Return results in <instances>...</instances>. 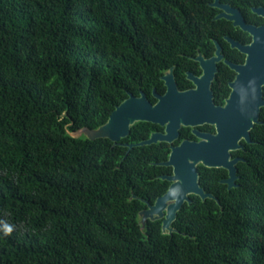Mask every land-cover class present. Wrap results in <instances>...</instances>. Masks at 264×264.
Listing matches in <instances>:
<instances>
[{"label": "trees", "instance_id": "obj_1", "mask_svg": "<svg viewBox=\"0 0 264 264\" xmlns=\"http://www.w3.org/2000/svg\"><path fill=\"white\" fill-rule=\"evenodd\" d=\"M211 0H0V264H264V124L236 186L200 167L172 233L139 213L168 189L163 144L96 129L213 35ZM264 120V110H262Z\"/></svg>", "mask_w": 264, "mask_h": 264}, {"label": "flooded vegetation", "instance_id": "obj_2", "mask_svg": "<svg viewBox=\"0 0 264 264\" xmlns=\"http://www.w3.org/2000/svg\"><path fill=\"white\" fill-rule=\"evenodd\" d=\"M208 5L215 13L213 20L217 22L213 27V35L198 38L197 46L194 47L195 54H183V60L163 69L151 86L143 89L138 85L136 93H129L136 98L144 95L151 106L165 103L167 108L168 101L175 92L174 98L179 105V112L184 114L188 111V113L198 114L197 123L185 124L181 121L177 129L178 134L171 141L137 145L148 140L152 134L166 135L169 124L168 119H164L163 123L137 120L130 126L126 136L121 137L117 143L113 142L126 148V155L134 148L163 144L169 153L167 159L158 164L169 170V173L160 175L161 179L162 176L173 173L172 166L161 164L169 159L173 147L179 146L183 141L199 142L202 139V134L216 135L219 122L226 120L229 122L233 106L237 103L241 104L247 97L264 101V83L259 77H249L245 69L251 55L252 48L250 46L253 44L254 38L242 26H264V16L255 12V9L264 8V0H211ZM223 13L231 18L225 16L218 18ZM227 106L228 108L225 110ZM262 110H264L263 105L260 107L259 123L255 124L254 127L264 124ZM253 128L250 130V141L242 138L239 141L242 147L230 151V160L238 159L235 164L237 179L239 178V164L247 162V146L254 143L251 138ZM129 145L133 146L130 148ZM201 166L210 169H222L224 176L219 179V182L229 190L228 184L223 182L229 177L228 169L211 168L199 164L197 166L199 178ZM168 182L170 185L171 182ZM192 196L197 195H190L191 202Z\"/></svg>", "mask_w": 264, "mask_h": 264}, {"label": "water", "instance_id": "obj_3", "mask_svg": "<svg viewBox=\"0 0 264 264\" xmlns=\"http://www.w3.org/2000/svg\"><path fill=\"white\" fill-rule=\"evenodd\" d=\"M216 4V3H215ZM255 12L264 16V8L255 9ZM229 17L226 13L220 17ZM254 38L251 55L245 69L249 77H259L264 83V26L255 27L242 25ZM167 104L151 106L144 95L140 98L129 95L115 110L110 114L108 120L96 129L87 127L81 128L71 133L74 137L85 135L89 139L108 138L117 143L121 137L129 133L130 126L137 120H147L163 123L164 119L169 120L168 133L152 134V136L137 145H150L158 141H171L178 132L181 121L185 124H194L198 121V114L180 113L179 105L175 100L173 92ZM264 106V101L247 97L241 104H235L232 108L231 120L221 121L217 125L216 135L202 134L199 142L183 141L179 146L173 147L169 159L162 162V165L172 166L171 175L162 176L163 180L170 181L167 191L158 197L154 204H148L146 210L139 213V221L142 228L145 227L148 219L162 220V232L172 233L175 229L172 223L177 217L178 211L185 203L190 204V195L199 196L202 200L207 198L219 200L199 185V174L197 166L202 164L211 168H225L229 170V177L223 180L228 184V188L236 186L237 169L235 164L238 159L230 160V151L242 147L239 141L244 138L250 141V130L255 124L259 123L260 107ZM228 106L225 108L227 110ZM197 119V120H196ZM133 145H129L131 148Z\"/></svg>", "mask_w": 264, "mask_h": 264}]
</instances>
